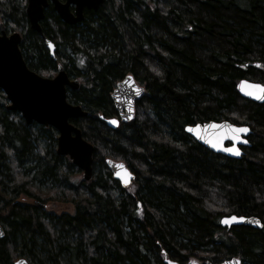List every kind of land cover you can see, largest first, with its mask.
<instances>
[{
	"label": "trees",
	"instance_id": "trees-1",
	"mask_svg": "<svg viewBox=\"0 0 264 264\" xmlns=\"http://www.w3.org/2000/svg\"><path fill=\"white\" fill-rule=\"evenodd\" d=\"M25 4L0 0V20L21 32L30 69L53 77L62 64L79 80L67 97L89 113L70 121L94 147L93 177L57 154L53 127L9 110L0 89V264H264V102L237 89L264 75V0H104L75 25L50 6L43 33L30 28ZM127 74L145 94L134 119L112 128L111 93ZM222 120L251 129L240 158L185 130ZM107 159L131 169L129 187ZM230 214L263 227L221 226Z\"/></svg>",
	"mask_w": 264,
	"mask_h": 264
},
{
	"label": "water",
	"instance_id": "water-1",
	"mask_svg": "<svg viewBox=\"0 0 264 264\" xmlns=\"http://www.w3.org/2000/svg\"><path fill=\"white\" fill-rule=\"evenodd\" d=\"M104 0H26L25 13L28 18L30 28L33 31L43 33L41 22L45 18V11L52 6L61 20L69 25H75L85 19V11H97ZM45 39V45L50 50L51 56L55 54V44ZM22 34L19 31L8 32L4 22H0V89L6 95L7 108L18 111L28 125L37 123L43 126H51L58 132L56 152L59 155L68 156L72 163L82 172L84 180H91L93 177V145L87 141L80 130L71 119H77L88 115L80 104L71 103L68 100V89L77 90L80 86L78 79L71 78L62 64L58 65L57 73L53 77H45L30 69L27 65L20 43ZM139 89V92H137ZM240 95L252 101L262 103L264 99V85L259 82L241 79L237 84ZM145 94V88L141 86L132 74H127L117 82L111 93V98L117 115L106 118V123L112 128H117L120 122H129L135 117L136 102ZM131 109V110H130ZM115 120L117 123H112ZM233 125L236 127H246L248 131L241 133L240 140H232L230 135H225L220 147H213L208 142L209 139H217L219 135L225 133L223 127L214 129L210 125ZM199 127L200 135L189 128ZM199 144L209 150L223 154L227 157L240 158L243 151L239 146H249L247 136L251 129L247 125H236L228 120L208 121L188 125L185 128ZM204 138L201 139L200 137ZM246 141V143L244 142ZM231 143L226 145V143ZM235 145L239 149V155L234 152L225 151ZM106 164L114 179L122 186L129 187L134 181L135 175L124 162L111 159L106 160ZM122 165L123 167H118ZM232 217H236L232 220ZM228 223H224L225 220ZM223 227L235 225H246L257 229L263 227L261 219L257 216H238L236 214L225 215L220 219ZM4 236V229L0 222V238ZM25 264H30L25 258L17 259ZM238 261L243 264L239 257L225 259L217 264ZM165 264H191L181 263L175 259L165 257Z\"/></svg>",
	"mask_w": 264,
	"mask_h": 264
},
{
	"label": "snow or ice",
	"instance_id": "snow-or-ice-1",
	"mask_svg": "<svg viewBox=\"0 0 264 264\" xmlns=\"http://www.w3.org/2000/svg\"><path fill=\"white\" fill-rule=\"evenodd\" d=\"M137 92H139V89H137ZM261 99H264V97H260ZM131 110V109H130ZM112 123H117V121L113 120ZM209 127L214 128V129H218L223 127L225 129V133L221 134L218 136L217 139L213 140V139H209L208 142L210 144H212L213 147H220L221 146V141L225 138V135H230L232 140H240L241 139V133H246L248 131V129L246 127H236L233 125H210ZM189 131H195L197 135H200V130L199 127H197L196 129L193 128H189ZM201 139H203L204 137L201 136ZM246 143V141H244ZM225 151H230V152H234L236 155H239V149L233 145L231 148H226L224 149ZM118 167H123L122 165H119ZM232 220H235L236 217H232ZM229 221L226 219L224 221V223H228ZM17 264H25V262L23 261H18ZM226 264H233V262H226ZM235 264H239L238 261L235 262Z\"/></svg>",
	"mask_w": 264,
	"mask_h": 264
},
{
	"label": "rangeland",
	"instance_id": "rangeland-1",
	"mask_svg": "<svg viewBox=\"0 0 264 264\" xmlns=\"http://www.w3.org/2000/svg\"><path fill=\"white\" fill-rule=\"evenodd\" d=\"M0 21H3L4 24H5V21L4 20H0ZM8 32H12L10 28H8ZM50 209L52 210H55L56 212H62L63 210L65 211H69V212H73L74 211V208L71 207L70 205H67V204H60V203H55V204H50L49 205ZM191 263H194L193 261L194 260H189Z\"/></svg>",
	"mask_w": 264,
	"mask_h": 264
},
{
	"label": "flooded vegetation",
	"instance_id": "flooded-vegetation-1",
	"mask_svg": "<svg viewBox=\"0 0 264 264\" xmlns=\"http://www.w3.org/2000/svg\"><path fill=\"white\" fill-rule=\"evenodd\" d=\"M0 22H3V21H0ZM6 29H7V28H6ZM7 31H8V29H7ZM255 82H259V83H261V84L264 85V75L262 76V79H261L260 81H255ZM226 145H230V143L227 142ZM239 147L242 148V147H244V146H239ZM227 228H228V227H227ZM229 228H231V227H229ZM197 263H198V261L194 262L193 264H197Z\"/></svg>",
	"mask_w": 264,
	"mask_h": 264
}]
</instances>
